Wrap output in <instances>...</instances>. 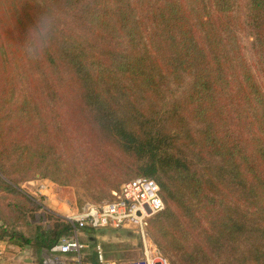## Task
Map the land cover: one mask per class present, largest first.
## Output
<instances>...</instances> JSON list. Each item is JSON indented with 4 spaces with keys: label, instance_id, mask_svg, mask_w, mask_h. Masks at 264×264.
I'll return each instance as SVG.
<instances>
[{
    "label": "trees",
    "instance_id": "trees-1",
    "mask_svg": "<svg viewBox=\"0 0 264 264\" xmlns=\"http://www.w3.org/2000/svg\"><path fill=\"white\" fill-rule=\"evenodd\" d=\"M0 7V202L18 215L0 227V240L47 251L72 232L13 178L34 166L41 178L66 182L55 176L62 159L40 122L44 101H64L70 87L138 166L136 177L157 182L165 208L146 231L173 264H264V0ZM21 193V204L10 197ZM42 209L48 229L27 236L14 227ZM96 244L83 262L97 264Z\"/></svg>",
    "mask_w": 264,
    "mask_h": 264
},
{
    "label": "rangeland",
    "instance_id": "rangeland-1",
    "mask_svg": "<svg viewBox=\"0 0 264 264\" xmlns=\"http://www.w3.org/2000/svg\"><path fill=\"white\" fill-rule=\"evenodd\" d=\"M7 5L3 1V9L9 12ZM1 12L0 7V23L2 21ZM6 21H11L9 13ZM244 43L247 46L249 39L246 38ZM250 52L247 49L248 57H251ZM162 76V79L157 77L158 80H161L162 83H170V74H162ZM54 85L55 89L60 86L56 79ZM67 88L69 89L63 90L66 94L64 101H44L43 122H40L44 131L42 138L45 145H53L62 159L58 164L62 174L55 176L60 180L65 179L66 182L61 184L50 178H41L34 166L27 172L17 173L13 176L19 181L20 189L39 197L47 208L61 217L64 223H68L67 217L79 211L84 204L100 203L109 199L112 191L117 190L122 183L136 177L138 172V166L134 164L133 160L122 155L112 138L96 124L91 108L79 100L80 93L74 88ZM40 182H46L48 185L45 196L37 192ZM0 195L4 194L0 193ZM23 196V194H14L10 197L14 199V202L21 204L23 200L20 199H24ZM28 210L29 207L24 204L23 212L27 213ZM45 210L24 214V220H15L14 227L19 228V232H25L27 236H33L32 229L35 230V226L48 229L50 223L46 220ZM16 215L10 206L2 208L0 202V227L4 224L12 227L14 222L9 220ZM147 234L154 247L157 248L155 249L157 253L162 254L170 264H173L174 256L157 247L150 234V228ZM79 237L88 247H91L92 242L100 244L107 258L114 261L137 259L143 252L142 239L131 230L102 228L89 232L86 229H81ZM92 237L95 241L91 240Z\"/></svg>",
    "mask_w": 264,
    "mask_h": 264
},
{
    "label": "built area",
    "instance_id": "built-area-1",
    "mask_svg": "<svg viewBox=\"0 0 264 264\" xmlns=\"http://www.w3.org/2000/svg\"><path fill=\"white\" fill-rule=\"evenodd\" d=\"M47 189L46 182H40L37 192L45 196ZM159 192V186L154 179L138 176L122 183L117 190L112 191L109 199L100 203L84 204L79 211L67 217L72 232L62 235L58 242L45 252L41 264H63L65 260H71L75 264H89L82 261L81 254L89 247L79 237L81 229L86 227L131 230L142 239V255L127 261L107 258L101 245L96 244L93 250L97 264H169L167 258L160 253L156 256L150 255L147 247V242L152 245L146 231L147 223L165 208Z\"/></svg>",
    "mask_w": 264,
    "mask_h": 264
},
{
    "label": "crops",
    "instance_id": "crops-1",
    "mask_svg": "<svg viewBox=\"0 0 264 264\" xmlns=\"http://www.w3.org/2000/svg\"><path fill=\"white\" fill-rule=\"evenodd\" d=\"M0 250V264H41L45 255L43 248L34 244H14L2 240H0Z\"/></svg>",
    "mask_w": 264,
    "mask_h": 264
},
{
    "label": "bare ground",
    "instance_id": "bare-ground-1",
    "mask_svg": "<svg viewBox=\"0 0 264 264\" xmlns=\"http://www.w3.org/2000/svg\"><path fill=\"white\" fill-rule=\"evenodd\" d=\"M147 247H148V250H149L150 255H154V256L158 255V253L155 250V247H154L153 244L151 245L150 242H147Z\"/></svg>",
    "mask_w": 264,
    "mask_h": 264
}]
</instances>
